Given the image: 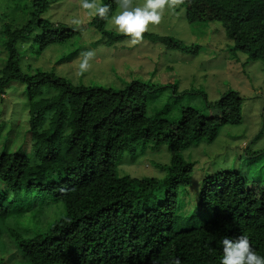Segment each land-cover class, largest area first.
Masks as SVG:
<instances>
[{"label": "trees", "instance_id": "obj_1", "mask_svg": "<svg viewBox=\"0 0 264 264\" xmlns=\"http://www.w3.org/2000/svg\"><path fill=\"white\" fill-rule=\"evenodd\" d=\"M27 2L26 11L11 5L0 12V96L9 82L25 86L29 144L26 149L15 140L0 148V183L7 192L0 190V250L6 239L28 264H220L219 241L244 234L264 256V175L247 182L239 170H230L219 180H204L196 211L178 215L193 168L181 152L198 140L212 142L225 125L241 123L239 93L229 90L209 104L219 116L180 108L170 119L147 115L150 86L140 81L114 90L72 85L31 65L23 73L20 50L32 34L40 52L75 35L43 18L42 0ZM99 2L111 5L109 15L118 7L116 0ZM212 5L234 51L251 59L264 49V0ZM106 23L90 21L107 38H125L107 31ZM143 38L170 50L198 49L171 37ZM138 143L167 145L171 156L161 166L162 178L118 174L123 153Z\"/></svg>", "mask_w": 264, "mask_h": 264}, {"label": "rangeland", "instance_id": "obj_2", "mask_svg": "<svg viewBox=\"0 0 264 264\" xmlns=\"http://www.w3.org/2000/svg\"><path fill=\"white\" fill-rule=\"evenodd\" d=\"M142 2L133 0L134 4ZM27 3V0H0V12L11 5L26 11ZM169 3L171 7H165L160 23L150 26L146 33L171 37L187 46L197 45L195 54L170 50L161 42L146 38L135 45L127 43V38H107L91 26V17L80 9L79 0H42L43 18L54 26L72 28L75 35L40 52L42 45H38L36 35L32 34L20 50L21 70L26 73V66L31 65L33 69L52 72L72 85L114 90L140 81L150 86L145 93L147 115L162 113L170 119L178 117L180 108H192L204 116H219V108L209 104L229 90L238 92L243 99L241 123L225 125L212 142L198 140L181 152L186 161L193 163V168L191 183L180 196L182 205L178 212L190 214L196 211L198 191L204 180H219L223 172L230 170H239L247 182L257 183L264 175V49L251 59L234 51L217 20L213 0H169ZM11 14L20 17L18 11ZM73 18L81 23L74 25ZM106 30L118 34L108 23ZM88 50L95 53L91 67L86 73L78 74V57ZM3 57L0 48V64ZM4 91L0 96V121H4L0 148L19 140L27 149L25 86L13 81ZM133 148L121 157L117 169L120 176L160 179L165 175L161 166L168 165L171 156L165 143H138ZM0 190L7 193L1 183ZM3 241L6 249L0 250V264H28L8 240Z\"/></svg>", "mask_w": 264, "mask_h": 264}, {"label": "clouds", "instance_id": "obj_3", "mask_svg": "<svg viewBox=\"0 0 264 264\" xmlns=\"http://www.w3.org/2000/svg\"><path fill=\"white\" fill-rule=\"evenodd\" d=\"M116 3L117 10L111 15V5L103 4L99 0H79V7L88 17L106 20L131 45L140 42L143 35L150 31V26L160 23L166 6L171 7L169 0H143L140 4H134L133 0H116ZM72 23L79 25L81 21L73 18ZM94 55L91 50L80 53L78 74L86 73L90 69V61ZM219 242L222 245L220 264H264V256L257 253L247 235L242 234L235 238L225 236Z\"/></svg>", "mask_w": 264, "mask_h": 264}]
</instances>
